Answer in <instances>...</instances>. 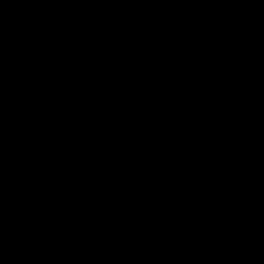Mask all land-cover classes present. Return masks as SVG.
Listing matches in <instances>:
<instances>
[{"label":"trees","instance_id":"obj_1","mask_svg":"<svg viewBox=\"0 0 264 264\" xmlns=\"http://www.w3.org/2000/svg\"><path fill=\"white\" fill-rule=\"evenodd\" d=\"M0 264H264V0H0Z\"/></svg>","mask_w":264,"mask_h":264}]
</instances>
